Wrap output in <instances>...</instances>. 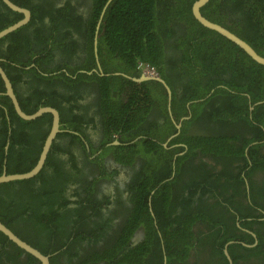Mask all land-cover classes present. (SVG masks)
<instances>
[{"label": "trees", "instance_id": "1", "mask_svg": "<svg viewBox=\"0 0 264 264\" xmlns=\"http://www.w3.org/2000/svg\"><path fill=\"white\" fill-rule=\"evenodd\" d=\"M12 1L30 19L0 38V63L20 109L55 108L60 131L36 175L0 183L1 222L50 264H229L228 240L233 264H264V181L253 180L254 172L264 174V65L194 18V0ZM200 9L264 56V0H208ZM22 16L0 0V29ZM95 36L103 74L88 72L98 68ZM77 48L85 53L78 62ZM139 62L154 66L170 87L174 120L189 115L179 129L163 85L127 76L141 75ZM3 90L0 76V173H21L37 162L52 116L18 117ZM88 123L97 142L84 130ZM75 147L93 166L87 173ZM108 151L131 166L126 205L118 187L114 196L98 187L95 172H118L106 168ZM175 152L181 154L173 161ZM198 153L222 167L201 158L197 164ZM206 194L224 201L218 204L225 211L216 212ZM109 202L114 208L102 217ZM112 215L120 220L111 222ZM138 226L144 234L132 241ZM0 264L41 263L0 231Z\"/></svg>", "mask_w": 264, "mask_h": 264}, {"label": "water", "instance_id": "2", "mask_svg": "<svg viewBox=\"0 0 264 264\" xmlns=\"http://www.w3.org/2000/svg\"><path fill=\"white\" fill-rule=\"evenodd\" d=\"M3 1L10 8L17 10V12L22 13L23 16L21 19L16 20V21L8 24L7 26L1 28L0 29V38L2 36L6 35L8 32H10L16 28L18 29L19 27L25 25L30 19V11L27 8L17 5V3L12 1V0H3ZM109 1L110 0H107V3ZM207 1L208 0H194L192 7H191L193 17L196 18L202 25L217 31L218 33L224 35L228 39H230L233 42H235L236 44H238L249 56H251L252 59L255 60V62H257L261 65H264V56L260 55L248 41H246L244 38L239 36L237 33L232 31L231 29L222 25L221 23L208 18L207 16H205L201 12L200 8ZM104 8H105V6L103 7L100 15H102ZM98 24H99V20H98ZM98 24H97V27H98ZM96 43H97V36L94 37V51H95L96 62H97L98 68L93 67L88 72H92L94 70H99V72L101 74H103L104 72L101 68V64H100V61L98 59ZM115 72L118 73L119 71H115ZM123 74H125V73H123ZM0 76L3 80L4 87H5V90H3L2 93L6 94L9 97L10 102L14 108V111L18 117H21L24 120H33V119L39 117L42 113H49L52 116V122H51L49 132H48V134L44 140L41 152L39 154L38 160L35 163V165L31 169H29L28 171L21 172V173L6 172L5 170H3V172L0 173V183H1L4 181H9V180L29 179V178L33 177L34 175H36L41 170V168L43 167L44 162L46 160L47 154L50 150L51 144H52L53 140L55 139L57 133L60 131V127H59L60 126V117L58 115L57 110L51 106H39L37 109H35L31 113H24L20 109L19 104L16 100L15 94L13 92L14 89L12 86V82H11L9 76L7 75L6 71L2 67L1 63H0ZM127 76L134 79L135 81H144V80L154 79V80L160 82L163 85V87L165 88L166 96H167L166 106H167V109L170 110L169 102H170L171 89L163 78H161L160 76H158L156 78H149L143 74H141L138 78H136L135 76H130V75H127ZM251 108H253V105L250 106V109ZM170 116H172L171 113H170ZM185 118H187V117H183L179 122H176L172 118V121H173V123L177 129H179L181 127V121ZM176 135H177V133L171 135L169 137V139H171L172 137H174ZM115 142H117V141H115ZM163 145L165 147L167 146L166 143H164ZM0 231L7 238H9L15 245H17L20 249H22L24 252H26V253L32 255L33 257H35L36 259H38L41 264H50V260H49L50 256L49 255L43 254L37 248L31 246L29 243H27L26 241H24L20 237L16 236L11 231V229L9 227H7L3 222H1V220H0ZM232 241L233 240H228L224 246V253L226 254V256L228 258L229 264H233V262H232L230 255H229V252L227 250V246ZM243 243L246 245H250L249 243H246V242H243Z\"/></svg>", "mask_w": 264, "mask_h": 264}, {"label": "flooded vegetation", "instance_id": "3", "mask_svg": "<svg viewBox=\"0 0 264 264\" xmlns=\"http://www.w3.org/2000/svg\"><path fill=\"white\" fill-rule=\"evenodd\" d=\"M84 56H85V53H84V51L82 50V49H79V48H77V51H76V53H75V55L73 56V58H72V60H74V61H76V62H78V61H80V60H83L84 59ZM87 97H89V96H85V99L84 100H82V99H80V102H82V103H84L86 100H87ZM186 105H187V103H186ZM166 109H167V106H166ZM87 111L89 112V113H91L92 111H93V107L91 106V107H89L88 109H87ZM167 111H168V114H169V116H170V113H171V108H170V110L169 109H167ZM172 114V113H171ZM189 116V115H188ZM188 116H184V117H187L188 118ZM170 118H171V120H172V118H173V115L172 116H170ZM183 118V117H182ZM181 118V119H182ZM174 119V118H173ZM180 119V120H181ZM84 124H86V122H84ZM96 124H99V122H96ZM91 123H88L86 126H85V128H84V130L85 131H87V132H90V138H92V139H94L96 142H97V132H95V131H93L91 128ZM137 139V138H136ZM60 140L63 142V143H66V138H60ZM170 139H169V137L167 138V140H166V142H164V143H166V145H167V142L169 141ZM115 141H113V143H114ZM237 142H239V140H237ZM108 143H110V142H108ZM164 143H162V145L164 144ZM177 145H179V143L177 144ZM164 146V145H163ZM165 147V146H164ZM166 148H168V146H166ZM73 149V148H72ZM88 151H89V149H88ZM99 151H100V149H96L95 151H93L92 152V154L90 155V157H93L94 155H97L98 153H99ZM261 151H262V153H264V145L262 146V149H261ZM74 154H75V156H76V160H77V165L80 167V168H82V170H81V173L83 172H86L87 173V171H89V169H92L93 168V166L92 165H85V156H84V154L81 152V149L79 148V147H75L74 148ZM90 152V151H89ZM180 152H175V153H173V156H172V159H173V161H174V159H175V157L179 154ZM181 154V153H180ZM114 154L113 153H111L110 151H108L104 156H103V159H104V162H105V164H106V168L108 169V170H110V169H113V168H115V167H117L118 168V172L117 173H112L111 175H106V174H104V173H100V171H97V172H95V174L96 175H98V174H100V177L98 178L99 179V181H98V187H99V189L101 190V193L102 192H104V191H106V190H109V191H106V192H110V194H111V196L113 195L114 196V188L115 187H118V189H119V192H120V197H121V199H122V201H123V205H126V203L127 202H129L130 200H129V198L127 197V195H126V191L124 190V188H125V184H124V182H125V180H126V178H128V175L126 174L127 172H128V170L131 172V170H130V165H127V167H125V166H123V165H121V164H119L117 161H116V159L114 158V156H113ZM200 158L201 159H203L204 161H206L207 162V164L208 165H215V167H216V169H219V168H221L222 167V165L220 164V163H218V162H216L213 158H212V156H210V155H203V156H201V153H198L197 155H196V157H195V159H194V162H197V164H199V162H200ZM134 159L136 160L137 159V157L135 156L134 157ZM137 161H138V159L136 160V162H135V167L137 166ZM238 162L236 161V162H234V168H235V165L237 164ZM111 164V165H110ZM232 164V166H233V163H231ZM84 166H85V168H84ZM84 168V169H83ZM96 170H97V167L95 168ZM235 170H236V168H235ZM110 172V171H109ZM241 174H242V171H241ZM87 177H89V176H87ZM196 178V176H193V179H195ZM253 180L254 181H256V183H258L259 185H261V184H263V181H264V174H263V172L262 171H256V172H254V175H253ZM73 186H75L74 184H72V185H70L69 186V188H68V192H70L71 190H72V187ZM248 191V183H247V181H246V192ZM67 194H69V193H67ZM240 198H243V200H245L246 202L248 201V194H247V197L246 196H244V192L243 193H241L240 195ZM238 195H236L235 197H236V199L239 197ZM207 198L208 199V201L209 202H212L213 204H215V207H214V210L216 211V212H218V213H222V211H225V207L224 206H221L220 204H218L219 202H222V203H225L224 201H222L220 198V201H218L219 199L218 198H216L215 196H209V195H205L204 196V198ZM69 199H74V197H72V196H69ZM150 199H151V197H149V206H150V213L152 214V208H151V202H150ZM128 204V203H127ZM113 205H114V203L113 202H109L107 205H104V206H102V207H100L101 208V212H102V217H105L106 215H110V211L112 210V208H114L113 207ZM231 213L233 214V219H234V222H235V224H237V225H240L239 224V220H236V218H237V214L235 213V210L233 209V208H231ZM113 215H115V214H113ZM112 215V216H113ZM120 215L119 216H113L112 217V220H111V222L113 221V222H118L119 220H120ZM95 219H96V217H95ZM112 225H114V224H112ZM242 230H244V231H249V232H251L252 233V235L255 237V235H254V233L252 232V230L251 229H249V228H246V227H242L241 228ZM107 230H109V228L107 229ZM207 230H205V232H206ZM143 234H144V230L142 229V227L141 226H138V227H136L135 228V230L133 231V232H131V239H132V241H135V240H137L139 237H142L143 236ZM256 243V240L253 242V244L252 243H249L250 245L252 244V245H254ZM224 246H225V244H224ZM223 250H224V247H223ZM192 258V257H191Z\"/></svg>", "mask_w": 264, "mask_h": 264}, {"label": "built area", "instance_id": "4", "mask_svg": "<svg viewBox=\"0 0 264 264\" xmlns=\"http://www.w3.org/2000/svg\"><path fill=\"white\" fill-rule=\"evenodd\" d=\"M137 69L140 70V72L143 75H145L149 78H156L159 76V74H158V72L154 66H151V65L144 63V62H139Z\"/></svg>", "mask_w": 264, "mask_h": 264}, {"label": "clouds", "instance_id": "5", "mask_svg": "<svg viewBox=\"0 0 264 264\" xmlns=\"http://www.w3.org/2000/svg\"><path fill=\"white\" fill-rule=\"evenodd\" d=\"M142 74V73H141Z\"/></svg>", "mask_w": 264, "mask_h": 264}]
</instances>
